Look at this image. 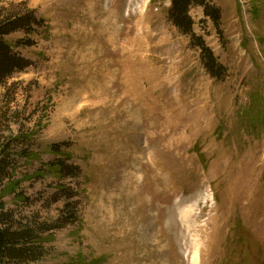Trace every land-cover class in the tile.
<instances>
[{
  "label": "rangeland",
  "instance_id": "1",
  "mask_svg": "<svg viewBox=\"0 0 264 264\" xmlns=\"http://www.w3.org/2000/svg\"><path fill=\"white\" fill-rule=\"evenodd\" d=\"M210 2L222 79L172 0H0L38 20L0 82V202L41 226L37 264H264V0Z\"/></svg>",
  "mask_w": 264,
  "mask_h": 264
},
{
  "label": "trees",
  "instance_id": "2",
  "mask_svg": "<svg viewBox=\"0 0 264 264\" xmlns=\"http://www.w3.org/2000/svg\"><path fill=\"white\" fill-rule=\"evenodd\" d=\"M211 0H172V5L168 11L169 20L181 32L191 36L195 45L201 49V60L204 67L212 77L222 79L227 73V69L218 61L213 50L206 44L202 36H198L193 30L194 21L190 15L193 5H203L206 15L212 17L217 26L221 22V10L210 2ZM38 23L33 16L17 17L12 14L0 13V82L8 77L12 72L22 71L26 61L16 55L9 42L5 40L8 35L17 29L25 28L30 31L32 24ZM51 169L60 177L72 175V165L64 164L60 159L51 163ZM61 189H66L61 187ZM68 201L65 205V214L68 219L75 221L72 204ZM12 211L7 210L4 202H0V264H37L45 255V245L42 238L41 226L37 224H25L23 226H13Z\"/></svg>",
  "mask_w": 264,
  "mask_h": 264
}]
</instances>
